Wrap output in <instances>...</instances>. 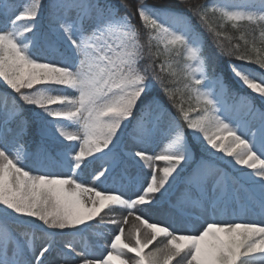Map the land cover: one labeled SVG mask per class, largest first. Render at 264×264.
Segmentation results:
<instances>
[{
  "label": "snow or ice",
  "instance_id": "1",
  "mask_svg": "<svg viewBox=\"0 0 264 264\" xmlns=\"http://www.w3.org/2000/svg\"><path fill=\"white\" fill-rule=\"evenodd\" d=\"M218 56L264 104V0H0V264H264V110L226 118Z\"/></svg>",
  "mask_w": 264,
  "mask_h": 264
},
{
  "label": "trees",
  "instance_id": "2",
  "mask_svg": "<svg viewBox=\"0 0 264 264\" xmlns=\"http://www.w3.org/2000/svg\"><path fill=\"white\" fill-rule=\"evenodd\" d=\"M197 2L201 3V4H207L210 2V0H197ZM173 3H175V0H173ZM176 9L178 11L181 12H186V9L181 6V5H176ZM188 15H191L190 13H187ZM192 23L196 24V20L195 18H192ZM233 35H235V33H233ZM204 42H205V54L209 55V56H214L215 53V49L212 46V41H211V37H209L207 34L204 35ZM233 63V64H240V61H236L234 59H232L230 61V58L227 56H218V57H214V63L217 66V70L219 72H221L224 75L225 78V82L228 84L229 86V94L228 96H226V98L230 101H235L237 99V96H234L232 93L233 91L235 93H238L239 95H243V96H251L253 97V102L255 103L256 106H259V104H261L260 100L251 93V91L247 88H242L241 86H239L236 81L232 78L231 74H230V69H229V63ZM249 67L255 68L257 70H259L257 68V66L255 65H247ZM259 71H264V70H259ZM5 88L0 84V91H3ZM11 92V91H9ZM160 98L163 100V94H160ZM165 104H167V101H165ZM209 152V151H208ZM208 152H197V158L199 159L201 155L204 156V158H209V154Z\"/></svg>",
  "mask_w": 264,
  "mask_h": 264
},
{
  "label": "rangeland",
  "instance_id": "3",
  "mask_svg": "<svg viewBox=\"0 0 264 264\" xmlns=\"http://www.w3.org/2000/svg\"><path fill=\"white\" fill-rule=\"evenodd\" d=\"M258 75L260 72L258 71H255ZM2 84V82H0ZM3 85V84H2ZM4 87H6L5 85H3ZM10 90V89H9ZM255 94V93H254ZM256 95V94H255ZM260 98V97H259ZM261 99V98H260ZM229 108H230V111L229 113L227 114V119L233 121V122H251L252 123V126L255 127L256 125V122L255 121H252V117L250 116L249 118H247V109L244 108V107H240L239 104H237L235 107H232L231 105H228ZM262 110H264V105H263V108ZM214 151V150H212ZM217 156H222L223 154L222 153H216ZM225 160H229L231 158L229 157H224ZM162 163V162H161ZM239 167V166H237ZM92 172V169L89 168L86 172V175H85V179L87 178V175H90ZM109 187H111V185H109ZM156 216V215H155ZM159 216V215H157ZM247 219H256V220H259L260 217L259 216H253V215H249L248 217H246ZM113 232L115 231V228L112 230ZM112 238V233H108L107 234V239L110 240ZM161 243V239L157 240L152 246L150 247H155L157 244H160ZM150 250V249H149Z\"/></svg>",
  "mask_w": 264,
  "mask_h": 264
},
{
  "label": "bare ground",
  "instance_id": "4",
  "mask_svg": "<svg viewBox=\"0 0 264 264\" xmlns=\"http://www.w3.org/2000/svg\"><path fill=\"white\" fill-rule=\"evenodd\" d=\"M102 215H103V213H102ZM130 220H131V218H129ZM151 219L152 220H155V221H157V222H164V217H162V216H152L151 217ZM111 228H112V230L115 228V226H110ZM126 228H127V226H125ZM159 240V239H158Z\"/></svg>",
  "mask_w": 264,
  "mask_h": 264
}]
</instances>
